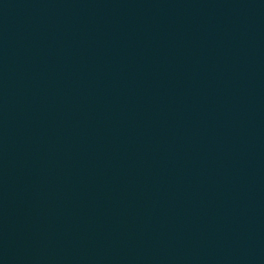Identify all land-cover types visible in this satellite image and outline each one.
Wrapping results in <instances>:
<instances>
[{
	"label": "water",
	"instance_id": "obj_1",
	"mask_svg": "<svg viewBox=\"0 0 264 264\" xmlns=\"http://www.w3.org/2000/svg\"><path fill=\"white\" fill-rule=\"evenodd\" d=\"M0 264H264V0H0Z\"/></svg>",
	"mask_w": 264,
	"mask_h": 264
}]
</instances>
